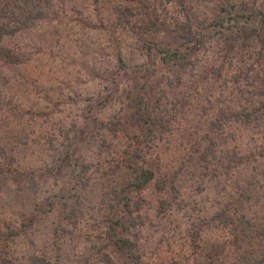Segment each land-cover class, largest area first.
Returning a JSON list of instances; mask_svg holds the SVG:
<instances>
[{"label": "rangeland", "instance_id": "1", "mask_svg": "<svg viewBox=\"0 0 264 264\" xmlns=\"http://www.w3.org/2000/svg\"><path fill=\"white\" fill-rule=\"evenodd\" d=\"M0 34V264H264V0H0Z\"/></svg>", "mask_w": 264, "mask_h": 264}, {"label": "trees", "instance_id": "2", "mask_svg": "<svg viewBox=\"0 0 264 264\" xmlns=\"http://www.w3.org/2000/svg\"><path fill=\"white\" fill-rule=\"evenodd\" d=\"M31 19H32V16L29 17L28 22ZM0 58H2L3 60H5L7 62L8 60H11L12 57L8 52L5 51V49L0 47ZM142 173H144L143 178H145V179H144V181L138 183L137 186L139 189L143 188L147 183L151 182V180L154 178L153 177L154 172L151 169H147L144 171L142 170ZM123 224L126 226V222L123 221L120 223L121 227L123 226ZM119 242H120V244H119L120 249L125 250L126 253L132 252L131 251V242L128 239H121V240H119Z\"/></svg>", "mask_w": 264, "mask_h": 264}]
</instances>
